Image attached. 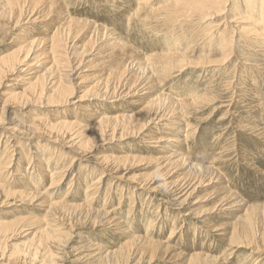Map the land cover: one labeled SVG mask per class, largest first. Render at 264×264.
<instances>
[{
  "label": "rangeland",
  "instance_id": "1",
  "mask_svg": "<svg viewBox=\"0 0 264 264\" xmlns=\"http://www.w3.org/2000/svg\"><path fill=\"white\" fill-rule=\"evenodd\" d=\"M129 1L124 0L125 3H122L118 0H65L69 16L80 19V22L98 26L100 29L104 28L103 31L119 32L124 37V41L137 50L139 56L178 54V52L183 54L184 59L180 58L175 63L182 68L176 71L171 68L172 71L166 72V80L164 83L160 81L155 95L167 96L174 102L179 100L187 106L185 120H188L190 137L187 136L185 142L188 159H185L184 165L169 171L162 168L161 163L156 159L158 157L156 152L157 150L165 152L164 148L155 149L153 153L151 147H148L145 142L127 136L125 139L121 137V131L115 134L105 133L95 143H87L86 151H80L68 142L73 130L62 129L60 132L63 139L56 143L52 142L51 139H54L56 135L51 128L55 126L57 119H74L90 130L93 127L90 117L94 115H97V118L100 116L114 118L120 113L132 116L141 109V106L135 104L139 100L138 95L132 97L120 95L121 98L117 96L110 98L113 100L109 99L110 95L103 97L104 92L99 90L101 88L99 85L119 71L122 61L101 50L103 40L99 39L94 45L87 46L86 40L81 38L70 44L72 46L68 48L69 56L66 58H60L55 53L43 55L40 63L28 70L30 72L21 71V69L25 70V67H21L13 73L7 72L0 77V118L2 115L0 162L4 161L0 163V167L4 168L5 163L10 162L13 168L9 172L16 173L15 175L5 173V180L3 178L0 183L9 191L28 190V186L22 182L21 178L28 175L35 190L44 193L50 187V176L56 167L71 169V174L67 175L65 182L53 189L51 201L74 205L75 202L89 204L88 200L91 199L93 202L91 208L93 206L94 210L110 213L115 218H120V222L124 219L129 229H136L137 231L134 230L136 234L140 232L138 235H145V227H151L153 232L150 236L153 239L164 240L173 228H177L175 238L178 236L180 244H176L178 242L174 239V245L177 248L180 246V252L184 254L180 258L188 259L191 253L190 239H195L196 244L204 248H214V244L218 241L215 240L212 230L215 227L227 228L226 223L229 220L225 221L222 217L223 211L217 209V202L229 187L241 198L243 197L242 200L247 201V205L264 203V188L261 187L264 184V38L253 35L254 38H252L247 31H242L239 35L235 32L234 35L230 33V29L221 34V37L216 29L220 28L222 18L216 19L210 27L211 31H216L214 34L196 28L192 31L194 35L191 33L189 36L181 35L177 31L172 32L162 28L160 24L153 21H140L136 16L133 17L134 11L131 12V10L134 7L131 5L138 0ZM162 1L149 0V9H145L141 14L161 15L162 9L157 8L161 6ZM245 6L246 0H229L227 4L228 9H240L234 11L239 13L240 18L247 15ZM126 18H129V21ZM243 22L242 26L253 24L251 19ZM0 23H5L0 25V60L17 51L22 39L29 37L44 42V46H40L37 50V54H42L48 48L46 46L52 42L51 38L55 31H50L47 23L43 22L26 25L23 21L17 26L12 20ZM193 26L198 24L195 23ZM31 27L34 28L32 36L29 35L28 30ZM168 35L169 38H167ZM176 35L180 36L174 39L173 36ZM232 36L238 37L239 47V54L233 57L232 62L221 67L200 64L209 62L211 54L220 53L222 41L225 40L223 38L229 39ZM103 39L109 41L107 37ZM176 42L178 46L168 52L172 46L176 45ZM85 46L89 47L90 54L82 55ZM72 53L73 56H71ZM56 59L57 63L69 62L66 67L59 68L61 72L57 74L50 70L52 62ZM153 62L145 65L154 68ZM215 68H219L220 71ZM136 74L138 78L143 76L139 71ZM59 75H63V81L72 89L71 102L74 104L57 106L47 104L44 94L41 101L36 103V98L32 96L28 88L36 82L40 85L46 84L54 77H61ZM50 88L48 84V89ZM116 93L120 94L121 91ZM116 93H111V96ZM18 99H21L20 103ZM25 99H29V106L22 109L27 102L24 101ZM194 102L197 104H193ZM185 122L182 129H186ZM167 124L174 125L172 122ZM157 128L156 124L151 125L150 129L155 130H150V134L157 136ZM13 129H16L18 133L23 131L25 133L22 136L13 132ZM97 145L98 148L94 149ZM111 155H129V157L118 163L109 158L112 157ZM34 156L37 159H34ZM191 164L201 167L199 172L192 174L195 185L199 187L190 198L189 205L184 209H174L164 202L161 187L169 182H182ZM99 178L102 179L98 191L96 189L89 196L86 195L88 187L91 188ZM254 190L258 191L257 194ZM5 196L0 189V220L7 218L6 221L12 222L14 219L23 218V222L16 227L17 229L0 234V251L7 255L5 264H43L46 261L49 264L52 261L53 264H99L97 256L102 255V251L109 248L112 241L118 244L125 241L111 231L102 228L93 229L89 217L82 221L76 218L78 213L64 209L65 205L54 207L50 213L49 210L42 207L39 209L31 203L36 198ZM252 197L254 199H251ZM238 208H234L237 210L234 211L237 216L243 214V206ZM59 215L69 217L60 221ZM200 220H207L206 223L210 225V228L204 227ZM63 223L66 224L64 227ZM45 226L56 229L52 233H59L58 229H62L64 237L61 240V246L53 244L52 236L48 239V235H40L38 229ZM236 240L240 242V236L236 235ZM88 243L94 246L86 247ZM252 251L251 246H244L239 250L240 255H233V259L228 261V264H256L254 259L258 253L249 257L248 254ZM10 256L11 261H9ZM141 264H144L143 260Z\"/></svg>",
  "mask_w": 264,
  "mask_h": 264
},
{
  "label": "bare ground",
  "instance_id": "2",
  "mask_svg": "<svg viewBox=\"0 0 264 264\" xmlns=\"http://www.w3.org/2000/svg\"><path fill=\"white\" fill-rule=\"evenodd\" d=\"M118 1L122 3L124 2V0H118ZM228 1L229 0H163L161 2V6L157 8V9H162L163 13L158 16H149L146 14H141L145 9H149V0H138V2L135 1L134 4L132 3L131 7H134V9L133 10L130 9V10L131 12L134 11L133 17L136 16L140 21H150V22L153 21L155 23L160 24V27L162 26V28L163 27L167 28L172 32L177 31L181 33V35L182 34H185L186 36H189L191 34L194 35L192 31H194L196 28H200L201 30L205 32L207 31L211 34H214L217 31L218 34L220 33V35L221 34L223 35L226 30L230 29L231 34L237 32L239 35L242 31H247L249 33L248 35L250 36L253 35L261 39L264 38V0H246L245 7L247 8H245L246 9L245 13L247 14L246 15L247 17L243 15L244 18L243 17L240 18L239 13L234 12L240 9L235 8V10H232L230 8L229 9L227 8ZM66 6L67 5L65 0H0V8H1L0 22L5 20L8 21L12 20L16 26L21 24L23 21L24 24L26 25L29 23L36 24L43 22V23H47L46 25L50 27V31L55 30L53 33V37L51 38L52 42L46 46L48 48L45 49L42 52V54H37L38 48H40V46L42 45L44 46V42L39 39L38 40L32 39V37L27 38L29 35L32 36L34 28L31 27L30 29H28L30 34L27 37H25L27 39H22V42L19 44V49L15 52L8 54V56L0 60V77L3 74H6L7 72L13 73L16 70H19L21 67H25V70L21 69V71L30 72L28 70L31 69L32 66L38 65L42 60L41 57H43V55H49L50 53H55L59 55L60 58H66V56H69L67 55L69 53L68 48H71L70 46H72L70 44H72L74 41L78 39L80 40L81 38H83L84 40H86L87 46L88 45L90 46L92 44L94 45L96 42H98L99 39L101 41L103 40L101 42L102 43L101 50L104 51V53H106L107 55H110L111 57H117V59L122 61V66L120 67L119 71L116 72V74L110 76L106 82H103L99 85V87H101L99 90L104 92L103 97L110 95L109 99L116 96L120 97V95L121 97H125V96L132 97L138 95L139 97L137 98H139V100L135 104L137 106H141V109L132 116H129V114L126 113H120L116 115L114 118H108L107 116H102V117L100 116L99 118H97V115H94L90 117L91 119L90 123L93 124V127L90 130L82 126V123H78L74 119H67V120L57 119L55 126H52L51 128L54 135H56L54 136L55 137L54 139H51L53 140L52 142L56 143L59 140L61 141V139H63L61 137V132H60L62 129L73 130V134H71L72 136L70 137L71 139L68 140V142H71L73 144L72 147L74 146L80 151L81 150L86 151L85 145L87 143L89 144L95 143L97 139L99 137L104 136L105 133L110 132L112 134H115L117 131H121L122 134V136L120 134L121 137H124L125 139V137L127 136L128 138H134V140L135 139L136 140L138 139L139 141L141 140L142 142H145L148 147H151L150 149L153 151V153H155V149H159L160 147L164 148L166 150L165 152H162L161 150H157L156 152V154H158L157 155L158 157L156 159L161 163L162 168L169 171L171 169H176L184 165V162L186 161L185 159H188L187 151H186L187 143L185 142L187 136H189L188 133H190L187 125L188 120L187 121L185 120V118H187V114L185 113L186 112L185 109L187 108V106L181 103L179 100H177L178 102H174L172 99H170L167 96L164 95L160 96L159 94L155 95L156 90H158L160 81L164 83L166 80L165 73L168 71H172V69L176 71L182 68L179 66V64L175 65V63L178 62L180 58L184 59L183 54L177 51L178 54L164 53L161 55L159 53L160 55L154 54L147 57L145 55H144L145 57H143V55L139 56L140 54L137 52V50L131 48L124 41V37H122L119 32L117 33V31L115 30L103 31L104 28L100 29V27L98 26L90 25L85 22H80V19L78 20L72 18L67 14ZM113 6L115 7L116 5ZM141 17H143L144 19ZM219 18H222L220 19L221 21L223 20L220 28L216 29L215 32L213 30L211 31L210 27L213 26L214 22H216V19ZM128 19L127 21H129ZM250 19L253 21L252 25H244V26L241 25L242 23H244L243 21ZM160 20H164V21H160ZM195 20H197V22H195ZM185 23H187V25ZM195 23H197L198 26H193L195 25ZM2 24L5 23H0V25ZM171 24L172 26H170ZM104 33H106L105 36ZM178 36L177 35L173 36V38L175 39ZM186 36L184 38L187 40ZM253 36L252 38H254ZM104 37H107L109 41H104L103 39ZM167 38H169V35ZM237 38H238L237 36L229 37V39H226V37L223 38L225 40L222 41V47L220 48L221 52L211 54L209 58L210 60L209 62L207 63L203 62L200 64L202 65L207 64L208 67H221L224 65L227 66L230 62H232L233 57L239 54ZM211 39L213 40V38ZM186 42L188 41H185L184 43ZM218 43H220V41ZM87 46H85V48L83 47L84 49L82 51V55L89 53V47ZM176 46H178L177 42L176 45L172 46L171 49L168 50V52L173 50V48H175ZM209 47H211V45ZM205 49L206 48H204V50ZM76 55L78 57V54ZM71 56H73V53L71 54ZM150 62H153L152 66H154V68L145 65ZM68 63H69L68 61L57 63V59H56V61L52 62L53 65L50 68V70H53L56 74L57 72L60 73L61 71H59V68L66 67ZM155 68L156 71H154ZM215 69L217 71H220L219 68H215ZM138 71L143 74L141 78H138V75L136 74L138 73ZM62 76L58 78L54 77V79L52 78L48 83L46 82L47 85L46 84L40 85V83L37 82L32 86L30 85L31 87L28 88V90H30L32 96L36 98L37 100L36 103H39V101H41V97L44 94L45 99H47L48 101L47 104H51V105L54 104V106L74 104L71 102L73 97L71 95L72 89H70L67 83L63 81ZM48 84H50L51 86L50 89H48ZM37 87L38 90H36ZM118 91H121V93L117 94L116 92ZM111 93L112 94L116 93V95L111 96ZM106 99L108 100V98ZM18 101L20 103L21 99L20 100L18 99ZM24 101L27 102L26 104L24 103L22 109H25L27 108V106H29V99H25ZM193 104H197V103L194 102ZM1 119H2V115L0 120ZM169 122H172L174 125L171 124V126L170 125L168 126L167 123ZM184 122L186 129H182ZM153 124H156V127H158L156 130L157 136L150 134V130H151L150 128L151 125ZM13 132L22 136L25 133L24 131L22 133H18L16 129H13ZM96 148H98V145L94 149ZM53 149L55 150V148ZM126 157H129V155L126 156L113 155L112 157L109 158H111L115 162L121 163L126 159H128ZM34 159L37 158H35L34 156ZM41 161L42 160H40V162ZM1 162L3 163L4 161ZM5 164H6L4 167L5 169L0 167V182L3 180V178L5 180L4 177L5 173L8 172V175L16 174L13 171L12 173L9 172L13 168V166H11L12 163L9 162ZM200 169L201 167H198L195 164H191V168L188 170L186 178L182 182L181 181L169 182L165 184L163 187H161V194L163 196L162 198L164 202L174 209L175 208L184 209L187 205H189L190 198L195 193L196 189L199 187L195 185V180L192 179V174L199 172ZM70 171L71 169H66L65 167L64 168L62 167L60 168V166L56 167L50 176L51 179L50 187L47 188V190H45L44 193H40L39 191L35 190V188L32 186L31 178H29L28 175H24L21 177L23 180L22 182H25L26 185L28 186L27 187L29 188L28 190L21 189V191L20 190L9 191L1 183H0V189L2 190V192L5 193L6 195L5 197L7 198L8 197L13 198L14 196H18L19 198H22V196L29 197L31 199L36 198L31 203H33L39 209L42 207L45 210H49L50 213L54 207H60L61 205H65L64 209L78 213V216L76 218H79L80 220L83 221L89 217V219H91L90 224L93 229L102 228L103 230L111 231L112 234L116 235L121 240H123L124 238L125 241L124 242L122 241L123 242V243L121 242L122 244L121 243L118 244V242L115 243L114 241H112L111 246L109 248H105L104 251H102V255L97 256L98 257L97 261L99 262V264H141L142 260L144 261V264L145 263L157 264L159 262L163 264H172V263L228 264V261L233 259V255L235 256L240 255L239 250L244 246L246 247L251 246L253 248V251L250 254H248L249 257L252 256V254L254 256L255 254L258 253V256L254 259L256 264L264 263V203L252 204V205L250 203L247 205L248 202L242 200L243 197L241 198L239 194L233 192V190L230 189L229 187L228 190L222 195V197H220V199H218L217 202V207H218L217 209L223 211V213L221 214L222 217L225 219V221L229 220V222L226 223L228 229L227 228L219 229L215 227L214 230H212L213 231L212 233L216 237L215 240L218 241L217 244H214L213 246L214 248L211 247L204 248L200 244H196L195 239H190L189 241L191 242L190 243L191 247L189 249L191 253L188 255L189 258L181 259L180 256H182L183 253L180 252L181 250L179 249L180 246L177 248L173 242V240L175 239L178 242L176 244H180V239H177L178 236L175 238L177 228H173L169 233V236L164 240L153 239L150 236L151 232H153L151 230V227H147V228L145 227L144 230L145 235L143 234L138 235L140 232L136 234V232L134 231L136 229L133 230L129 229V226L126 224V222L124 223V219L122 220V222H120L119 221L120 218H115L114 215L110 213H105L100 210H94L93 206L91 208V205L93 204L91 199L88 200L90 202L87 201L89 204H82V203L76 204L75 202L74 205H68V204L66 205L61 201H51L50 199L54 194L53 189L56 186H60L62 183L65 182V180L68 177L67 175L70 173ZM23 172L26 173L24 170ZM33 174L34 172L31 174V176H33ZM101 179L102 178L97 179L91 188L88 187V190H86V195L89 196V194L90 193L92 194V192L96 189L98 191V189L100 188ZM261 187L264 188V184ZM257 192L258 191H256V194ZM88 196L87 198H89ZM48 199L49 201H47ZM251 199H254V197H252ZM255 199L258 200V198ZM250 202H252V200ZM101 204L102 203H100V205ZM241 206H243V210H242L243 214L239 216L235 215L234 211L237 210H234V208L237 207V209H239L238 207ZM83 216H85V218H82ZM67 217L69 216L59 215L58 218L60 219V221H62ZM6 219L7 218H5L4 220H0V234H6L11 230L17 229L16 227H18V225L20 226L21 223L23 222V218L14 219V221L10 219L12 222L10 221L8 222L6 221ZM30 221H32V219ZM200 222L203 224L204 227L210 228L209 227L210 225L206 223L207 220H200ZM65 225L66 224L64 223L62 224L63 227ZM38 230L40 235H48V239L52 236L51 241L53 242V244L57 246H61L62 244L61 240L64 237L62 229H58L59 233H52L56 229H53L52 227L49 226L42 227L41 229ZM34 234H36V232ZM236 235L240 236L241 238L240 242H238L239 240H236ZM91 246H94V244L88 243L86 247H91ZM205 249L208 250L209 252H207ZM0 256H1L0 264H5L4 260L7 259V255H5V253H1L0 251ZM9 261H11V256ZM43 264H49V262L46 261ZM50 264H53V261Z\"/></svg>",
  "mask_w": 264,
  "mask_h": 264
}]
</instances>
